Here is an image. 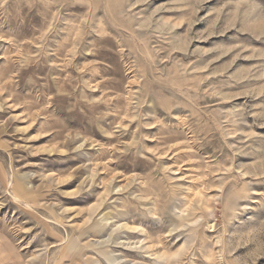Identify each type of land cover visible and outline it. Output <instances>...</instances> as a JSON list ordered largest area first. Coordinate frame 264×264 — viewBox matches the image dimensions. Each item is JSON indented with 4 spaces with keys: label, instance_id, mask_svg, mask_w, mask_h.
Segmentation results:
<instances>
[{
    "label": "rangeland",
    "instance_id": "obj_1",
    "mask_svg": "<svg viewBox=\"0 0 264 264\" xmlns=\"http://www.w3.org/2000/svg\"><path fill=\"white\" fill-rule=\"evenodd\" d=\"M0 264H264V0H0Z\"/></svg>",
    "mask_w": 264,
    "mask_h": 264
},
{
    "label": "bare ground",
    "instance_id": "obj_2",
    "mask_svg": "<svg viewBox=\"0 0 264 264\" xmlns=\"http://www.w3.org/2000/svg\"><path fill=\"white\" fill-rule=\"evenodd\" d=\"M204 185V184H203ZM193 196V195H192ZM186 197V196H185ZM194 218V217H193Z\"/></svg>",
    "mask_w": 264,
    "mask_h": 264
}]
</instances>
